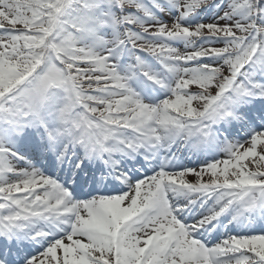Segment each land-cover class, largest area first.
<instances>
[{
    "label": "snow or ice",
    "instance_id": "snow-or-ice-1",
    "mask_svg": "<svg viewBox=\"0 0 264 264\" xmlns=\"http://www.w3.org/2000/svg\"><path fill=\"white\" fill-rule=\"evenodd\" d=\"M0 264H264V0H0Z\"/></svg>",
    "mask_w": 264,
    "mask_h": 264
},
{
    "label": "rangeland",
    "instance_id": "rangeland-1",
    "mask_svg": "<svg viewBox=\"0 0 264 264\" xmlns=\"http://www.w3.org/2000/svg\"><path fill=\"white\" fill-rule=\"evenodd\" d=\"M150 64H151V62L150 61H148ZM244 136H246V133L244 132V131H241L240 133H239V135H237V136H235V137H233L234 139H237V140H239L241 137H244ZM41 161L43 162V163H39L41 166H45V164H47V162H49L47 159H41ZM97 164L99 163L98 161L96 162ZM85 164L86 165H91V163H89V162H85ZM83 165V164H82ZM93 165V164H92ZM189 166H192L193 164H188ZM46 167L48 168V166L46 165ZM81 168L82 169H85V170H88V167H84V166H81ZM83 171V170H80L81 171V173H83V172H86V171ZM89 170H91V169H89ZM45 174H47V175H50V174H48L47 172H45ZM197 201H199V200H197ZM209 204H211V201H208L207 202V204H205V205H203V206H201V204H200V201H199V205L202 207V210L203 211H205V209L207 208V206L209 205ZM229 225V228H232V227H237V226H239L240 227V225H237V224H235V222H233V224H228ZM258 231V230H257ZM242 233H243V231H242Z\"/></svg>",
    "mask_w": 264,
    "mask_h": 264
},
{
    "label": "bare ground",
    "instance_id": "bare-ground-1",
    "mask_svg": "<svg viewBox=\"0 0 264 264\" xmlns=\"http://www.w3.org/2000/svg\"><path fill=\"white\" fill-rule=\"evenodd\" d=\"M175 198H177V195H175ZM201 215V214H200ZM199 219V218H198Z\"/></svg>",
    "mask_w": 264,
    "mask_h": 264
}]
</instances>
